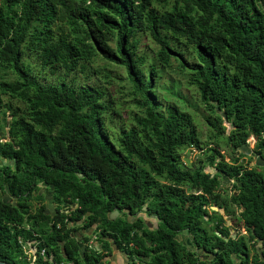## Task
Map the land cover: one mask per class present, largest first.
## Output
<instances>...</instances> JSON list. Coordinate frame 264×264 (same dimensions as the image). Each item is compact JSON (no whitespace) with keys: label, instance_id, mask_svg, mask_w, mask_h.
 Listing matches in <instances>:
<instances>
[{"label":"trees","instance_id":"1","mask_svg":"<svg viewBox=\"0 0 264 264\" xmlns=\"http://www.w3.org/2000/svg\"><path fill=\"white\" fill-rule=\"evenodd\" d=\"M260 2L0 0V120L7 112V134L13 137L0 142V159L11 163L0 166V193L8 195L0 198V264H99L110 242L130 261L138 257V264H264L258 256L264 259L263 175L235 165V160L228 164L220 157L214 163L222 177L240 184H232L237 193L228 203L241 208V225L260 245L249 259L242 237L232 238L225 228L208 232L203 227L208 217L204 195L216 186V178L180 170L178 151L197 145L191 118L173 106L160 109L152 91L154 66L144 67L143 57L136 54L137 36L147 35L158 47L155 62L167 68L175 61L202 104L228 101L224 117L230 134L224 136L215 120L207 121L216 131L213 138L219 135L237 147L234 134L241 144L251 136L261 155ZM180 48L190 50L196 63L184 62ZM29 57L60 81L43 85L30 76ZM97 59L123 68L139 113L111 140L102 130V116L110 110L104 89H77L63 82ZM40 184L52 186L51 214L39 204ZM28 200L39 204L31 212ZM67 201L75 208L66 214L58 205ZM143 209L155 216L154 228L135 218ZM216 220L222 223L220 216ZM79 223L84 230L93 227L97 251L78 249L72 233ZM183 231L194 250L175 239ZM31 242L33 255L26 248ZM40 250L46 260L39 257Z\"/></svg>","mask_w":264,"mask_h":264},{"label":"rangeland","instance_id":"2","mask_svg":"<svg viewBox=\"0 0 264 264\" xmlns=\"http://www.w3.org/2000/svg\"><path fill=\"white\" fill-rule=\"evenodd\" d=\"M264 2L261 0L260 3ZM264 10V6L262 7ZM138 43L136 48V54L142 56L144 59V67L153 65L155 76L152 79V91L156 100V103L159 104L160 109L164 110L168 106H173L188 114L192 121V126L195 130L197 136V145L190 146L178 151V158L180 162V170L184 172H192L195 170H200L205 174H209L216 178V186L213 190L214 196H217L222 201H226L229 196L236 193L233 190L232 184L234 186L238 183L233 181H225L222 178V175L216 171L215 164L219 161L220 157L223 159V162L232 164L235 160V165L240 166L245 169H255L259 172L264 170V154H257L254 151V141L252 137L249 136L244 141V144L240 143V139L236 134H234V141L238 143L237 147H234L232 142L225 138H220L218 135L216 139L213 138L215 135V130L211 129L207 121L215 120L216 123H219L220 127L223 128V135L228 136L230 134V128L228 122L225 120V113L228 109V101H221L219 104L208 103L206 105L202 104L199 95L190 83L187 74L184 71L177 68V63L173 60H170V65L167 68L160 67L154 58V54L157 51V46L149 39L145 34H139L137 36ZM109 47L113 48V42L109 43ZM181 57L187 64H194L196 60L193 56V53L190 50L180 48ZM28 74L38 80L43 85H49L52 83L59 82L56 80L55 74H50L48 70H42L38 67L36 62L29 57L25 59ZM88 65L84 72H74L73 74L67 75L63 82L70 85L74 88H93V89H104V100L105 103L109 106V111L102 116L103 127L102 130L105 135L111 140L113 136L117 134L119 130L128 128L131 125V118L134 115H139L138 108L136 107L135 100L132 99L128 94V84L125 78V73L122 67H118L105 61L97 59L94 63ZM99 68V71L95 73V69ZM107 74L108 79L105 81L103 75ZM8 79L13 81V76H9ZM6 97H4V101ZM10 119L8 113L4 114V122L0 120V142H6L12 139L13 137L8 136L7 134V123ZM210 149V151H209ZM211 158L213 165L211 166L207 162L208 158ZM1 165H11L10 162L0 159ZM37 194L42 197V201L39 202L40 205L45 207V212L51 214L53 212V205L51 201V192L44 185H38ZM7 193H0V198H7ZM14 202V199H11ZM28 210L31 212L39 204L34 200H28L26 203ZM212 208L211 210L215 211V207L209 204ZM73 208V205L68 201L60 208L61 212H70ZM207 208L208 217L206 218L207 223L203 224V227L211 232L215 229V219L217 215L222 216L221 221L223 224L231 228V237L235 234L241 236L245 243L247 244L248 254L250 258L255 255V249L259 248V244L255 239L253 232H247L246 229L238 221V211L232 206H228L227 216L222 212L221 208H218L217 213H212ZM217 210V209H216ZM145 211V210H143ZM145 216L147 221L146 226L151 228L153 227L151 218L147 217L144 212H139L136 217ZM156 224V223H155ZM185 236L183 238L177 237L184 245H187L188 240L190 239L188 235L182 234ZM192 249V247H189Z\"/></svg>","mask_w":264,"mask_h":264},{"label":"flooded vegetation","instance_id":"3","mask_svg":"<svg viewBox=\"0 0 264 264\" xmlns=\"http://www.w3.org/2000/svg\"><path fill=\"white\" fill-rule=\"evenodd\" d=\"M255 142V141H254ZM262 154H264V151L262 152ZM257 171V170H256ZM259 172V171H258ZM262 175H263V177H264V170H263V172H260ZM225 181H228V180H225ZM231 181V180H230ZM234 183H238V182H236V181H233ZM236 185H239L240 186V184L238 183V184H236ZM238 186V187H239ZM215 189V187L214 188H212L211 189V191H210V193L209 194H206V195H204V197L206 198V200H207V205H206V207H205V209H206V211H207V208L209 207V209L211 210L212 208L210 207V205L209 204H211L213 207H215V211H213V210H211L212 211V213H217V211H218V208H221L222 210V212H224L225 213V215L227 214V209H228V206L230 205V206H232L234 209H236L237 211H238V215H239V212L241 211V208L240 207H237V206H235V205H231V204H229L228 203V199H229V197H228V199L226 200V202L227 203H225V205L223 204L224 202L220 199V198H218L217 196H214V194H213V190ZM49 190V189H48ZM50 191V190H49ZM236 193H237V191H236ZM236 193L234 194V195H236ZM52 194V193H51ZM232 196V195H231ZM4 199V198H3ZM2 199V200H3ZM8 201H12L11 199H9ZM217 209V210H216ZM143 210H145V209H143ZM142 210V212H144ZM138 214V213H137ZM136 214V215H137ZM144 214H145V212H144ZM210 214V213H209ZM208 214V215H209ZM147 217H150L151 218V220L153 221V223L154 224H152L153 225V227H151V228H154L155 226H156V224H157V220H156V218H155V216H153L152 214H145ZM237 215V216H238ZM218 216V215H217ZM219 216H220V218H222V216L220 215V213H219ZM227 216V215H226ZM135 218H140L141 220H142V218H141V216L140 217H136L135 216ZM239 218V217H238ZM216 220V219H215ZM143 221V220H142ZM205 221H207L206 220V218H205ZM238 221H239V219H238ZM216 223H215V225H216V227L215 228H218V229H223V228H225V229H227V231H228V233L230 234V232L232 231L231 230V228H229L228 226H226L225 224H223V222L221 223H218V220H216L215 221ZM240 222V221H239ZM156 223V224H155ZM241 223V222H240ZM144 225L146 226V223L144 222ZM147 227V226H146ZM147 228H149V227H147ZM186 234V235H188L187 234V232L186 231H183L182 233H180L178 236H180V235H182V234ZM177 236V237H178ZM189 236V235H188ZM230 236H231V234H230ZM177 237H175V239L177 240V241H180V240H178L177 239ZM238 237H241V236H238L237 234H235L232 238H238ZM189 238H190V236H189ZM191 238L188 240V243H187V245H185L186 247H187V250L188 251H191V250H194V246L191 244ZM181 242V241H180ZM182 243V242H181ZM183 244V243H182ZM260 246V245H259ZM189 247H192V249H190ZM198 252H201V255H198ZM258 251H257V249H256V253H257ZM123 254L125 255V256H127L124 252H123ZM202 251H197V255L199 256V257H201L202 256ZM258 256H259V252H258ZM128 257V256H127ZM249 259H250V256H249ZM261 260V259H260ZM236 264H239L238 262H236Z\"/></svg>","mask_w":264,"mask_h":264},{"label":"crops","instance_id":"4","mask_svg":"<svg viewBox=\"0 0 264 264\" xmlns=\"http://www.w3.org/2000/svg\"><path fill=\"white\" fill-rule=\"evenodd\" d=\"M115 216H116L115 214L110 215L111 218H113ZM141 218H142L143 222L147 221L145 216H142ZM151 222H152V224H154L152 220H151ZM76 226H77L76 230L72 233L74 235L76 245L80 244L83 248H86V246H85L86 242H88L89 237L92 236V234H94L93 233V227L84 230V229H81L80 223L77 224ZM91 229H92V231L90 232ZM179 237L183 238L182 239L183 241L187 238V237L185 238V236H182V235H180ZM108 242H110V240H108ZM94 247H95V250L99 249L97 242H95ZM104 254H105V256L103 257V259L100 261L99 264H131V262L136 264V262H134L135 259H132V261H130L129 258L123 254L122 251L116 250L111 245V242H110V251H108ZM137 262H139V261H137Z\"/></svg>","mask_w":264,"mask_h":264},{"label":"built area","instance_id":"5","mask_svg":"<svg viewBox=\"0 0 264 264\" xmlns=\"http://www.w3.org/2000/svg\"><path fill=\"white\" fill-rule=\"evenodd\" d=\"M60 208L61 207H63L64 206V204L62 203V204H59L58 205ZM75 208V205H73V208H72V210ZM61 212V211H60ZM64 213H66L67 214V212H64ZM65 222V221H64ZM97 236H96V234H92V236H90L89 237V240H88V242H86V248L88 249V250H95V247H94V244H95V242H96V240H97V238H96ZM131 245L129 244V247H130ZM26 248H27V250H28V252L31 254V255H33L35 252H36V247H35V243H33V242H31V243H26ZM97 251V250H96ZM39 257L42 259V260H46V258L48 257L47 255H46V253L44 252V250H40L39 251ZM138 257H133V259H135V261L134 262H136V264H138V259H137Z\"/></svg>","mask_w":264,"mask_h":264},{"label":"water","instance_id":"6","mask_svg":"<svg viewBox=\"0 0 264 264\" xmlns=\"http://www.w3.org/2000/svg\"><path fill=\"white\" fill-rule=\"evenodd\" d=\"M252 140L253 141H255V138H252ZM2 162H4V160H2ZM224 180H227L226 178H224V177H222ZM48 189L49 190H51L52 189V186H49L48 187ZM51 192V191H50ZM52 193V192H51ZM7 198H4L3 200H6ZM92 231V229L90 230V232ZM78 246V248L80 249V251H83V247L80 245V244H78L77 245ZM198 255H201V252H198ZM259 257H260V259H261V261H263L264 259L261 257V254L259 253Z\"/></svg>","mask_w":264,"mask_h":264}]
</instances>
